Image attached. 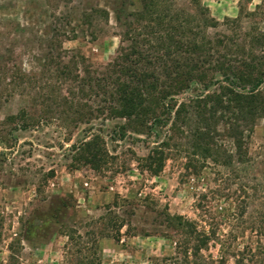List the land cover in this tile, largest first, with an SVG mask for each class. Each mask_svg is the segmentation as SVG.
<instances>
[{"label": "rangeland", "instance_id": "1", "mask_svg": "<svg viewBox=\"0 0 264 264\" xmlns=\"http://www.w3.org/2000/svg\"><path fill=\"white\" fill-rule=\"evenodd\" d=\"M262 1L172 3L193 14L205 8L218 22L206 28L209 33L241 37L248 48L249 35L264 33V6L254 7ZM140 9L141 0H0V264H185L174 253L173 242L182 235L167 221L173 214L212 227L227 242L234 235L225 264H233L232 250L248 242L258 241V257L264 256V116L249 134L243 132L239 159L231 141L217 136L213 157L200 159L197 175L185 174L182 150L150 175L139 158L164 138L169 122L120 137V118L76 122L57 99H41L56 85L60 95L67 90L52 69L43 68L44 54L59 52L74 72L82 75L86 67L98 76L118 45L128 44L120 35L129 13ZM225 18L238 19L225 24ZM18 73L26 75L24 86L7 84L11 77L20 80ZM83 88V95L77 93L85 104L80 106L103 104L100 95ZM199 91L187 89L177 99ZM20 110L32 113L30 125L5 122ZM97 132L114 159L98 169L74 163L70 144ZM201 193L198 211L194 202ZM202 253L215 258L217 245L209 243Z\"/></svg>", "mask_w": 264, "mask_h": 264}, {"label": "trees", "instance_id": "2", "mask_svg": "<svg viewBox=\"0 0 264 264\" xmlns=\"http://www.w3.org/2000/svg\"><path fill=\"white\" fill-rule=\"evenodd\" d=\"M261 5L264 0L254 7ZM98 11L106 17L104 9ZM129 14L132 17L120 35V41L128 44L118 45L115 56L98 76H91L86 67L82 75L74 72L71 60L62 61L59 52L44 54L43 68L52 69L56 82L66 84L67 90L60 95L59 85L51 87L42 94L43 102L49 97L52 101L57 99L55 104L70 112L76 122L99 116L120 118V137L127 130L148 133L154 126L164 127L169 122L164 138L139 158L141 167L150 175H157L164 160L181 150L185 151V174L197 175L202 166L200 159L213 157L217 136L231 141L233 155L239 159L244 152L241 153L243 132L249 134L256 120L264 116V33L249 35L250 47L246 48L241 37L209 33L206 28L216 27L218 22L206 16L205 8L193 14L174 8L172 0H141V9ZM237 19L223 21L229 24ZM19 74L20 80L11 77L7 84L24 86L26 75ZM84 85L103 98L102 105L80 106L85 104L77 100V93L83 95ZM198 87L201 91L178 101L179 94ZM7 121L25 128L34 116L20 110ZM69 149L74 163L94 169L114 159L99 132L70 144ZM204 198L201 193L194 202L198 211ZM237 214L241 215V211ZM166 218L182 235L173 242L174 253L185 264H225L234 235L227 242L212 227L205 229L196 220L179 214ZM209 243L217 245L215 258L202 253ZM259 254H263V249L256 241L253 246L251 242L241 244L230 255L233 264H264V256L258 257Z\"/></svg>", "mask_w": 264, "mask_h": 264}, {"label": "crops", "instance_id": "3", "mask_svg": "<svg viewBox=\"0 0 264 264\" xmlns=\"http://www.w3.org/2000/svg\"><path fill=\"white\" fill-rule=\"evenodd\" d=\"M217 8H218L219 10H221V13H222V14H224L223 11H225V9L223 8V6H219V7L217 6ZM217 8H216V9H217Z\"/></svg>", "mask_w": 264, "mask_h": 264}]
</instances>
